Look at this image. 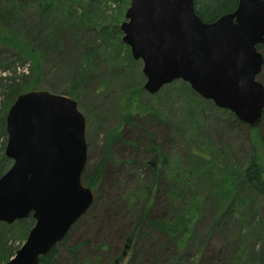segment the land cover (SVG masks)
Wrapping results in <instances>:
<instances>
[{"label": "rangeland", "instance_id": "1", "mask_svg": "<svg viewBox=\"0 0 264 264\" xmlns=\"http://www.w3.org/2000/svg\"><path fill=\"white\" fill-rule=\"evenodd\" d=\"M52 1L46 6L39 0H0V35L15 37L41 59L36 85L31 60L0 42V174L12 165L4 149L5 117L14 85L51 94L74 88L75 100L71 99L85 119L83 171L87 176L105 156L109 134L118 133L105 156L108 160L102 164L97 188L90 189L91 206L70 227L66 242L56 245L60 254L56 264H111L114 260L116 264H264V195L242 196L231 189L206 195L193 237L183 249L149 229L125 246L144 207L142 188L151 177L144 164L151 135L168 165L159 175L162 182L165 173L190 168L193 149L212 155L220 166L245 165L251 155L250 132L244 125L233 127L230 111L198 97L183 81L167 84L154 95L143 89L142 62L132 58L120 30L130 0ZM99 22L107 27L104 36L98 34ZM258 49L264 61V45ZM260 72L257 81L264 89V64ZM140 86L138 100L148 112L124 120L128 112L123 102ZM199 189L206 192L211 187L202 179ZM182 201L188 204L185 194ZM183 205L169 208L160 191L150 210L155 217L170 220L184 210ZM34 223L30 217L12 225L0 223L1 259L14 256ZM77 246V253L69 250Z\"/></svg>", "mask_w": 264, "mask_h": 264}, {"label": "water", "instance_id": "2", "mask_svg": "<svg viewBox=\"0 0 264 264\" xmlns=\"http://www.w3.org/2000/svg\"><path fill=\"white\" fill-rule=\"evenodd\" d=\"M194 0H130L122 42L142 62L143 89L151 95L181 79L200 97L253 127L264 113L257 81L264 64V0H238L230 13L205 23ZM0 177V223L31 216L24 245L4 264H38L91 206L81 183L86 165L85 119L67 95L20 93L6 115Z\"/></svg>", "mask_w": 264, "mask_h": 264}, {"label": "trees", "instance_id": "3", "mask_svg": "<svg viewBox=\"0 0 264 264\" xmlns=\"http://www.w3.org/2000/svg\"><path fill=\"white\" fill-rule=\"evenodd\" d=\"M39 1L42 5L45 4L46 6L49 5V3H53L52 0ZM237 1L238 0H233L232 3V0H194L193 7L196 15L201 18L203 22L210 23L218 19L221 14L232 12L237 6ZM124 2L127 3L128 0H124ZM101 24L104 23H98V34L104 36V31L107 27H104ZM15 39V37H11L8 34L0 35V42L8 44L14 49H19L20 53L31 60L33 65L32 71L36 76L33 82L38 85V79L41 72V59H39L38 54L33 49L27 47L25 43L20 40ZM73 90L74 88H68L67 90L64 89L60 94L64 96L67 95L75 100V92ZM27 91H29L28 87L22 88L19 85L12 86L9 93L11 95L8 102L9 105L13 103L19 93ZM141 91V86L138 89L136 88L127 96L125 103L123 102L124 108L126 109L125 112H128L127 115L123 117L124 120L131 118L135 113L143 115L145 112H148L146 106L138 100ZM261 118L262 119L257 125L247 128L250 132L248 141L251 144V155L249 161L245 163V165L233 164L227 166L223 164L224 166H220L217 165V162L215 163L212 160V155H206L205 153L197 152L196 149H193L192 152L194 157L190 168L182 169L180 172L171 170L164 174L165 181L162 182L159 180V175L162 171L167 169L168 165L160 145L156 143L154 136L151 135L149 145L146 148L148 159L144 164L146 169L151 170L150 181L148 182V185H145L142 188V192H144L146 196L144 207L139 213V219L136 223L135 230L126 236L124 242L125 246L137 238L143 229H149L153 233L163 234L166 236L169 243H175L177 247L183 249L186 243L193 237L196 221H198L201 215L200 208L202 207L204 202L203 199L206 195L210 193L218 195L222 189H231L234 193L237 192L242 196L253 193L258 197H262L264 195V127H261V124L264 123V114ZM230 119H232L233 127L241 128L244 125L239 119H236L232 113L230 114ZM109 136V141L106 143L105 147V156H108L110 145L112 141L117 139L118 133L112 132ZM105 156L102 158V161L92 169L93 172L91 175L87 176V172L84 171L81 176V182L91 190L97 188L99 183L98 179L102 173V164L108 160ZM0 176L2 175L0 174ZM202 179L205 184L207 183V185L211 187V189H208L206 192L197 191L200 190L199 187H202ZM176 181L181 182L175 183ZM160 185L161 190L157 189ZM160 191L166 202L169 203V208L171 209L183 205L182 198L184 194L188 197V204H184V210L180 209L179 214L173 217V219L161 220L155 217L150 210ZM224 213L225 212L222 211V215ZM242 215H244V212H241V216ZM219 217L217 218V221L219 220ZM66 237L62 242H66ZM79 249L80 247L77 246L75 248H70L69 250L73 253H77ZM59 255L57 248L54 247L49 251V254L39 258L38 264H56ZM238 256L240 257V254H238ZM118 257H121V254H119ZM8 260L9 258L5 259V261ZM5 261L0 257V264H3ZM115 261L116 260L111 264H116ZM245 262L246 261H244V263L240 262L239 264H245Z\"/></svg>", "mask_w": 264, "mask_h": 264}]
</instances>
